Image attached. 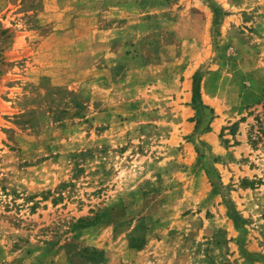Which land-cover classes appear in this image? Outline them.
<instances>
[{
	"label": "rangeland",
	"instance_id": "1",
	"mask_svg": "<svg viewBox=\"0 0 264 264\" xmlns=\"http://www.w3.org/2000/svg\"><path fill=\"white\" fill-rule=\"evenodd\" d=\"M84 248L264 264V0H0V264Z\"/></svg>",
	"mask_w": 264,
	"mask_h": 264
},
{
	"label": "trees",
	"instance_id": "2",
	"mask_svg": "<svg viewBox=\"0 0 264 264\" xmlns=\"http://www.w3.org/2000/svg\"><path fill=\"white\" fill-rule=\"evenodd\" d=\"M214 14L216 15L217 9L213 10ZM200 80H201V74L199 71L194 72L192 75V87H191V103L193 105L194 109H197V106H203L201 99H200ZM195 150L197 153H199L198 147H195ZM211 182L214 184L212 178ZM225 206L227 208V216L234 222V224L239 228L242 229L243 219L239 216V214L235 211L232 204L225 200ZM135 231V230H134ZM135 232L131 233L129 236V247L132 248H140L144 244V240L140 239V241L137 239H134ZM83 251H87L90 253V256H87L85 260L89 263L96 264L101 261L102 259V253L97 251L96 249L92 248H84Z\"/></svg>",
	"mask_w": 264,
	"mask_h": 264
}]
</instances>
